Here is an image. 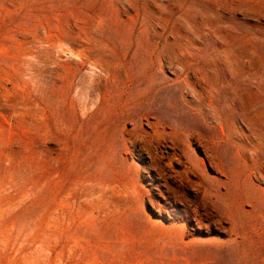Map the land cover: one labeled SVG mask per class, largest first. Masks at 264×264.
Wrapping results in <instances>:
<instances>
[{
	"label": "rangeland",
	"instance_id": "rangeland-1",
	"mask_svg": "<svg viewBox=\"0 0 264 264\" xmlns=\"http://www.w3.org/2000/svg\"><path fill=\"white\" fill-rule=\"evenodd\" d=\"M0 264H264V0H0Z\"/></svg>",
	"mask_w": 264,
	"mask_h": 264
},
{
	"label": "bare ground",
	"instance_id": "bare-ground-1",
	"mask_svg": "<svg viewBox=\"0 0 264 264\" xmlns=\"http://www.w3.org/2000/svg\"><path fill=\"white\" fill-rule=\"evenodd\" d=\"M154 89V88H153Z\"/></svg>",
	"mask_w": 264,
	"mask_h": 264
}]
</instances>
